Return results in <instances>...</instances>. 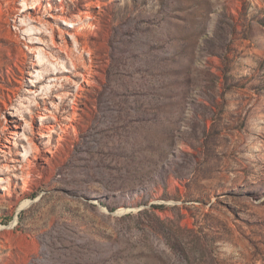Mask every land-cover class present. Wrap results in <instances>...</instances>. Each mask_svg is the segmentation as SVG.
Instances as JSON below:
<instances>
[{"label": "rangeland", "instance_id": "1", "mask_svg": "<svg viewBox=\"0 0 264 264\" xmlns=\"http://www.w3.org/2000/svg\"><path fill=\"white\" fill-rule=\"evenodd\" d=\"M0 264H264V0H0Z\"/></svg>", "mask_w": 264, "mask_h": 264}]
</instances>
